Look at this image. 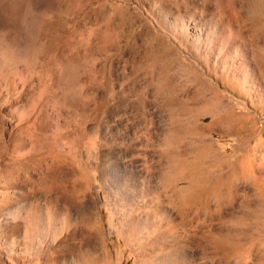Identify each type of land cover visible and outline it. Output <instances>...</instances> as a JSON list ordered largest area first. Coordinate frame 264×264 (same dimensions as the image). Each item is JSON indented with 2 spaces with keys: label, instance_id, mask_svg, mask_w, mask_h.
Returning a JSON list of instances; mask_svg holds the SVG:
<instances>
[{
  "label": "rangeland",
  "instance_id": "1",
  "mask_svg": "<svg viewBox=\"0 0 264 264\" xmlns=\"http://www.w3.org/2000/svg\"><path fill=\"white\" fill-rule=\"evenodd\" d=\"M0 264H264V0H0Z\"/></svg>",
  "mask_w": 264,
  "mask_h": 264
}]
</instances>
